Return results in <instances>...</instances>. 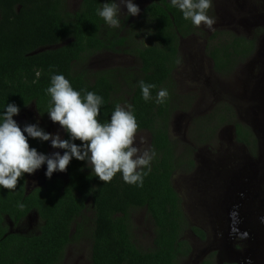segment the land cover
Returning <instances> with one entry per match:
<instances>
[{"label":"trees","instance_id":"16d2710c","mask_svg":"<svg viewBox=\"0 0 264 264\" xmlns=\"http://www.w3.org/2000/svg\"><path fill=\"white\" fill-rule=\"evenodd\" d=\"M63 2L0 0V114L7 104L14 103L19 112L32 105L40 118L46 119L51 76L64 75L81 95L91 91L102 97L101 123L110 122L116 104L131 105L138 131L149 134L147 150H154L155 157L151 170L143 169L148 174L142 187L125 183L121 174L103 183L87 161L73 157L65 179L48 180L26 191L24 174L16 190L0 188V264H62L68 250L77 244L85 247L83 243L88 264H179L192 251L184 233L189 231L201 241L205 233L190 225L172 187L171 178L185 156L175 155L167 127L176 105L187 101L178 94L173 76L181 63L180 39L198 36L201 29L184 19L171 0H151L140 18L131 22L128 14L121 17L125 14L120 10L117 18L122 25L117 28L98 15L105 3L116 0H82L72 12ZM216 37H208L207 47H212L210 57L219 75L231 73L253 53L252 40L233 35L214 40ZM93 52L131 55L138 64L136 69L89 71L86 61ZM140 81L156 86L150 90L151 100L143 99ZM161 89L169 96L157 104ZM212 110L217 112L213 120L235 119L228 102H220ZM221 112L224 114L219 115ZM235 128V140L240 143L242 126L235 123ZM63 140H70L66 131ZM28 142L45 153L46 141L28 137ZM71 142L81 145L79 140ZM186 157L192 165L190 156ZM32 212L41 221L38 234L8 230L6 219L17 225ZM135 215H141L142 223L150 227L146 245H141L144 236L133 224ZM200 264H214L212 255Z\"/></svg>","mask_w":264,"mask_h":264},{"label":"rangeland","instance_id":"374dc122","mask_svg":"<svg viewBox=\"0 0 264 264\" xmlns=\"http://www.w3.org/2000/svg\"><path fill=\"white\" fill-rule=\"evenodd\" d=\"M77 1L78 0H66L65 4L67 9L74 10ZM148 1L149 0H132L138 7ZM117 2H119V0H117ZM211 3L212 7L208 15L215 21L213 27L209 29L201 25L199 27V29H201V33L198 34L199 37L184 39L179 46L181 63L173 73L176 84L175 87L178 94L184 99H192L189 103H186V106L183 101L176 105V110H174L176 113L172 119V125L173 127H177L181 120L182 122L184 121L182 116L186 115L181 113L182 111L193 112V115H195V113L198 112H206L207 110L215 109L221 101L228 102L229 105L233 107L234 112L238 111V115L234 113L237 121L251 123L254 129L258 128V133L262 136L260 139L261 145H259V149L257 151L254 150L252 154L254 155V159L262 158L264 161V0H211ZM121 11L122 14L126 15V6L121 5ZM213 34L217 36L214 40L228 39L231 35L252 40L254 49L251 57L238 65L231 73H226L224 75L214 74L210 70V63L208 62L206 52L204 53L202 50L206 42L205 40ZM111 63L112 66L109 65ZM88 67L89 71H99L118 67L136 69V61L132 58H128V56L121 57L118 55L101 53L95 54L88 59ZM194 108L197 110L195 111ZM247 114L249 116L245 117ZM18 118L22 119L17 122L22 130L26 125L34 124L38 127L40 125L51 127L54 124L53 122L50 124V117L46 119L37 118L32 105L19 112L13 119L16 121ZM227 133L229 135H226ZM223 134L226 141L223 143H227L228 138L231 137V132L226 128ZM25 135L27 136V133H25ZM141 138L144 140L142 144L140 143ZM177 142L181 143V140ZM229 142H231L229 143L230 146L227 147V145H225L224 148H228L227 154L229 156L227 158L229 161H232V155L234 154L236 157L239 154L240 156L243 150H240L231 139ZM147 144L148 134L145 131H138L137 146L140 148L141 152L147 150ZM201 146L200 149L202 148ZM55 151L56 150L52 147L51 155L56 152L62 155L60 150ZM200 155L202 157L199 158L198 162L201 163L206 155L204 152H201ZM251 163L255 164L254 161H251ZM229 166L231 168V164ZM262 169H264V164L259 168V175H264V170ZM46 171L47 164L45 163L35 173L27 174L30 185L41 182L42 178L46 176ZM53 175H62V172L56 171ZM198 176L199 175L193 176L191 174L184 179L181 178L177 182V176L173 178V181L175 180L174 187L179 191L184 214L188 218H191L194 223L199 224L200 228H202V231L204 230L203 232L205 233V240L201 241L199 239V243L190 244L192 248L191 254L179 264H199L201 258L198 255L209 256L211 253L214 255V264H228L230 261L233 263L232 260L226 259V254L224 252L222 254L220 253L222 250L220 248L221 242L217 241L219 236L218 231L210 226L213 220L216 221L219 219L220 214L218 215L217 211L214 218L212 213L211 215L201 214L204 201L206 199L208 202L215 200L214 196H217V193L220 191L218 189L220 183L216 181L217 177L205 178L204 176L203 179H200V176ZM33 179L34 181L32 182ZM213 184H215V186ZM210 192L212 194H210ZM217 207H219V204L213 207V211H216L218 209ZM230 214L233 218H239V213H237V211ZM133 219V224L139 228L140 235L142 234L144 236L140 243L141 245H146V242H148L151 237L150 227L148 228L142 223L143 219L141 215H135ZM34 220L37 219L31 214L17 226H12L10 222L6 220L5 224L10 232L26 233L32 231L36 233L39 226L33 222ZM145 222L148 224L146 220ZM193 222L191 223L193 224ZM134 229L133 227L132 230ZM189 234V231H187L186 235L190 238ZM138 238L141 240L139 236ZM185 239L188 242L186 236ZM83 244L85 247L77 244L68 250V256L75 254L73 256H77V258H74L76 261L75 263L72 262V258H70V260H67V264H88L86 260V244Z\"/></svg>","mask_w":264,"mask_h":264},{"label":"clouds","instance_id":"9594fccd","mask_svg":"<svg viewBox=\"0 0 264 264\" xmlns=\"http://www.w3.org/2000/svg\"><path fill=\"white\" fill-rule=\"evenodd\" d=\"M121 5L126 6L127 14L137 16L139 7L132 0L105 3L98 15L113 28L120 26L117 18ZM171 5L178 8L184 19L190 20L196 27L204 25L211 29L215 23L209 17L208 10L212 7L211 0H171ZM51 70V69H50ZM39 71L37 76H39ZM145 101L152 99L151 89L154 84L139 82ZM50 96V106L47 111L53 123H58L70 136L63 140L59 134H50L37 125H26L23 130L13 119L19 114V107L14 103L7 104L6 111L0 114V188L14 191L24 174H33L47 164L46 177L49 179L56 171L65 172L73 157L79 161H87L95 176L103 183H110L117 174L129 185L143 186V178L150 171V163L155 152L144 150L137 146L138 122L132 111V106L116 104L111 114L110 122L101 123L98 119L100 107L103 104L101 96L91 91H80L73 88L64 75L51 76L47 88ZM169 93L161 89L155 102H166ZM27 133V136L25 135ZM28 137L41 141H51L53 148L64 149L51 156L39 153L31 147ZM79 140L81 145L71 141ZM140 143H144L141 138ZM22 210L23 204H18ZM264 222V218H261ZM245 237L247 234H243Z\"/></svg>","mask_w":264,"mask_h":264},{"label":"flooded vegetation","instance_id":"af4514ba","mask_svg":"<svg viewBox=\"0 0 264 264\" xmlns=\"http://www.w3.org/2000/svg\"><path fill=\"white\" fill-rule=\"evenodd\" d=\"M65 1L66 0H64L63 2L64 6H66ZM81 1L82 0L77 1L74 10H69V9L67 10L71 12L76 11L80 6ZM150 1L151 0L139 6L140 12L137 16L129 15L128 18L130 21L128 22H131L135 19H139L143 8ZM124 16L126 15H122L121 17ZM127 26L128 24L126 25V27ZM134 31L138 32L137 30ZM193 37H199V36H193ZM184 39L186 40L187 38ZM184 39H180V43ZM205 41L206 42L204 43L202 50L204 51V53L206 52V55L208 57L207 58L208 62L210 63V64L208 63L210 65V70L214 74L219 75L217 72L214 71V62L212 57H210L212 54V47L211 48L207 47V40ZM178 51L180 53V48L178 49ZM101 53L102 52H93L91 55H89L88 59L94 56L95 54H101ZM103 53L110 55H118L121 57L128 56V58H132L133 60L136 61V65L138 64V60L131 55H127L123 53L115 54L111 52H103ZM86 65L88 67V60L86 61ZM109 65L112 66V63ZM123 68H127V67H123ZM108 69H112V68H108ZM191 99L192 98L187 99L188 102L183 101L185 106L187 105L186 103H189ZM194 109L195 111L197 110L196 108ZM175 113H176L175 111L171 113V117L168 122L167 139L174 143L173 148L175 151V155L181 156L182 153H184L185 159L183 160L184 163L180 164V169L174 172L171 178L172 187L174 191L180 198L179 191L176 190L174 187L175 185V180L173 181L174 176H177L176 182L179 181L181 178L184 179L185 177L190 176L191 174L193 176L199 175L200 179L201 178L203 179L204 176L205 178L217 177L216 181L220 183V187L218 188L220 191L217 193L218 197L214 196L215 200H211L209 202L206 199L204 201L201 214L211 215L212 213L213 218L217 214V211H218V215L220 214L219 219L216 220L217 222L213 220V222L210 223L211 228H214L216 231H218L219 236L217 241L221 242L220 248L222 250L220 251V253L222 254L224 252L226 254V259L233 261V263H231L230 261V263L228 264H245L251 261L253 262V264H264V262L262 261L264 259V222H262L261 220V218H264V175L258 174L259 168L262 167V165L264 164L262 162L264 161L262 160V158L254 159L253 158L254 155L252 154L253 151L254 150L257 151L259 149V145H261L260 139L262 138V136L259 135L258 128L254 129L251 123H247V122L242 123L237 121L236 115H238V111L234 112L236 115L234 121L232 122L229 121L228 119H225L224 121L213 120L214 119L213 116H215V114L217 113V112H213V110H207L206 112H198L195 113V115H193V112L182 111L181 113L186 115V116H182L184 118V121L182 122L181 120L182 123L180 122L177 127H173L172 119ZM223 114L224 112H221L219 115H223ZM248 116L249 115L247 114L245 117ZM36 117L40 118V116L37 113H36ZM48 117L49 115L46 118ZM227 117L229 118V116ZM217 118L219 117L217 116ZM21 120H22L21 118H18V120L16 119V122H19ZM51 123L52 121H50V124ZM235 123H238L242 126V129H240V143L235 140L236 139ZM39 127L42 128L47 133L53 135L59 134L61 139H63L64 137L65 131L63 128H61L60 125L58 126V123H54L53 126H51L52 129L51 127L44 125L42 126L40 125ZM226 128L230 130L231 137L228 138L227 143H223L226 142L223 134ZM226 135L229 134L227 133ZM230 139L231 141H233L235 145L238 146V148H240V150H243L240 156L238 154L235 157V155L233 154L232 161H229L227 158L229 156L227 154L228 148H224L225 145H227V147L230 146L229 144L231 143L229 142ZM150 140L151 139L148 134L147 149L150 145ZM180 140L181 143L177 142ZM200 146L202 147L201 149L203 150L200 149ZM51 148H52L51 141L50 140L46 141V151L44 154L51 156ZM54 149L56 151L60 150L62 153V149L59 148H54ZM185 151H188V153H185ZM201 152H204L206 156L204 159H202L200 163L198 162V160L200 157H202L200 155ZM186 156H190L192 165L188 163V157ZM251 161L252 162L254 161L255 164H252ZM230 164H231V168L229 166ZM27 176L28 175L26 173L25 190L31 191L32 189L41 187L48 180H53L55 178L65 179V172H62V175H58V176L52 175L50 179L45 176L42 178L41 182L36 183L34 185H30ZM33 181L34 179L32 180V182ZM213 185L215 186V184ZM210 194L212 193L210 192ZM216 204H219V207H217L218 209L216 211H213V207H215ZM181 207H182V202H181ZM236 211L237 213H239V218L237 219L233 218V216L230 214V213H235ZM31 214H33L37 219L34 220L33 222L40 227L41 221L35 212L28 214L17 225L22 223ZM185 218L189 221L190 225L202 230V228H200V225L194 223L191 220V218H188L186 215ZM189 219L191 220V222H193V224L190 222ZM6 221H8V219H6ZM10 224L12 226H17V225H13L11 222ZM39 227L37 228L36 233L29 231L26 233H19V234L36 235L39 232ZM186 232L184 233L183 237L185 238L186 236L188 238V242H190L189 244L199 243V239L193 233L189 232L190 233L189 234L190 238H189L186 235ZM245 233L247 234L246 237L243 235ZM210 255H212V258H214L213 253H211ZM198 256L201 258L199 264L207 257V255H198ZM70 258H72V262L75 263L76 261L74 258H77V256L64 255L62 259V264H67L68 262L67 260H70Z\"/></svg>","mask_w":264,"mask_h":264},{"label":"water","instance_id":"95a60500","mask_svg":"<svg viewBox=\"0 0 264 264\" xmlns=\"http://www.w3.org/2000/svg\"><path fill=\"white\" fill-rule=\"evenodd\" d=\"M255 260V259H254ZM263 262H264V259L262 260ZM246 264H253V262L251 261V262H249V263H246Z\"/></svg>","mask_w":264,"mask_h":264}]
</instances>
